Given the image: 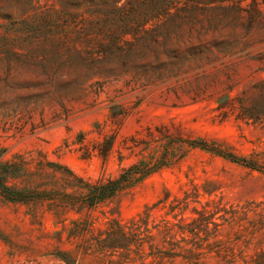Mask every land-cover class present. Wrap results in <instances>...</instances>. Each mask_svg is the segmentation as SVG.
Returning a JSON list of instances; mask_svg holds the SVG:
<instances>
[{
  "label": "rangeland",
  "instance_id": "1",
  "mask_svg": "<svg viewBox=\"0 0 264 264\" xmlns=\"http://www.w3.org/2000/svg\"><path fill=\"white\" fill-rule=\"evenodd\" d=\"M136 1L0 0V264H264V0H175L123 70Z\"/></svg>",
  "mask_w": 264,
  "mask_h": 264
},
{
  "label": "trees",
  "instance_id": "2",
  "mask_svg": "<svg viewBox=\"0 0 264 264\" xmlns=\"http://www.w3.org/2000/svg\"><path fill=\"white\" fill-rule=\"evenodd\" d=\"M174 2L175 0H137L136 3L132 5L131 11L128 12L125 8L118 9L113 18L112 14H109L108 16L111 18L105 19L104 27H109L108 32L110 34H108V37L112 40L108 46H104L106 50L102 62L126 70L132 67L137 59L148 58L154 53L155 46L147 42L148 40L146 38L141 41V44L132 42L121 44L122 37L127 35L129 33L128 31H139L142 28L145 30L152 17L157 15L162 9L170 14ZM170 18H172V22H174L176 19L173 18L178 17L170 14ZM184 20L185 19H183V21ZM171 27L172 26L168 27L170 32L172 31ZM178 28L183 30L182 24L178 26ZM145 31L148 32L147 30ZM153 43L155 45L161 44L158 40ZM163 45L164 43L162 46Z\"/></svg>",
  "mask_w": 264,
  "mask_h": 264
}]
</instances>
